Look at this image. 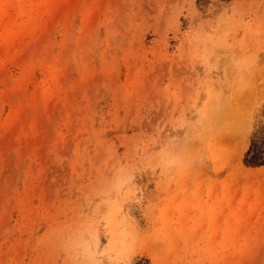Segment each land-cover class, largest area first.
<instances>
[{"label": "rangeland", "instance_id": "374dc122", "mask_svg": "<svg viewBox=\"0 0 264 264\" xmlns=\"http://www.w3.org/2000/svg\"><path fill=\"white\" fill-rule=\"evenodd\" d=\"M264 0H0V264H264Z\"/></svg>", "mask_w": 264, "mask_h": 264}, {"label": "trees", "instance_id": "16d2710c", "mask_svg": "<svg viewBox=\"0 0 264 264\" xmlns=\"http://www.w3.org/2000/svg\"><path fill=\"white\" fill-rule=\"evenodd\" d=\"M243 163L251 167L264 166V124L252 134Z\"/></svg>", "mask_w": 264, "mask_h": 264}]
</instances>
